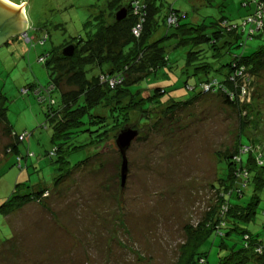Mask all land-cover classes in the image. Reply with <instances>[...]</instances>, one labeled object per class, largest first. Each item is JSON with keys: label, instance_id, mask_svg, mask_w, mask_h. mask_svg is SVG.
<instances>
[{"label": "rangeland", "instance_id": "1", "mask_svg": "<svg viewBox=\"0 0 264 264\" xmlns=\"http://www.w3.org/2000/svg\"><path fill=\"white\" fill-rule=\"evenodd\" d=\"M14 1H25L28 27L0 47V207L14 191L17 195L49 193L39 201L14 202L0 210V264H177L190 228L195 230L208 213L218 210L219 178L226 176L222 160L236 149V154L242 152L240 136L256 151L264 147V69L251 85H240L238 106L207 88L191 104H177L174 101L195 97L199 88L194 92L185 86L188 79L189 86H197L195 77L182 72L189 48L171 51L174 46L168 47L176 73L166 71L167 75L154 77L143 86L163 87L164 98L174 101L153 105L151 116L155 119L145 123L144 112L130 111L126 124L104 134L103 146L99 143L92 149L87 145L72 150L65 161L73 169L66 173L57 162L58 155L52 157V150L62 140L53 141V123L47 116L49 100L58 108L61 92L54 89L47 96L44 92L36 95L35 90L46 91L53 85L55 76L47 67V56L66 43L95 33V23L88 25L92 14L110 0ZM260 1L157 0V4L163 16L173 9L180 14L181 24L201 25L222 18L240 23L255 12ZM109 12L105 9L106 16ZM107 19L112 21L110 16ZM246 37L242 36L232 54L249 56L260 48L259 37ZM230 58L228 54L223 61ZM64 80L63 76L61 83ZM41 96L46 100L40 101ZM176 104L179 109L171 112ZM125 128H134L139 134L126 153L128 175L122 187L123 159L115 140ZM24 132L31 136L18 144L23 157L20 168L16 156L7 155L6 150L11 142L20 141L14 135ZM81 138L74 137L70 143L90 142V138ZM94 150L99 151L98 156ZM254 198L259 201L256 215L240 226L264 244V188H248L239 202L249 204ZM213 239L201 250L208 252L210 264H218L225 251L218 247L220 239L215 243ZM224 240L227 249L242 246L241 235Z\"/></svg>", "mask_w": 264, "mask_h": 264}, {"label": "trees", "instance_id": "2", "mask_svg": "<svg viewBox=\"0 0 264 264\" xmlns=\"http://www.w3.org/2000/svg\"><path fill=\"white\" fill-rule=\"evenodd\" d=\"M105 9L110 11L111 22L107 19L109 16L105 15ZM121 9L127 10V16L118 20L116 15ZM261 11L264 16V0L258 2L255 12H251L240 23L231 24L227 18H222L216 23L194 25L181 24L180 14L173 9L163 16L157 0L108 1L104 9L92 14V21L88 23L90 26L95 23V33L85 40L80 38L76 43H66L54 54L47 56L50 58L47 60V67L52 76H55L52 86L55 91L58 89L61 92L58 108H54V100H49L48 104L47 116L53 123V141L62 140L60 145L52 150V157L58 155L57 162L61 164V168L66 173L70 172L73 168L65 161L70 152L87 145H90L91 149L93 145L99 146V143L103 142L104 134L129 121L130 111L139 109L144 112V123L148 119H155V116H151L152 106L174 100L164 98L166 90L163 87L151 89L143 84H147L154 77L167 75L166 71L176 73V63L171 61L170 53L180 48H189L184 54L186 63L182 72L189 75L188 78L195 77L197 84L196 87L189 86L188 79L185 86L189 91L195 92L197 87L199 90L196 96L189 100L174 102L191 104V100L204 94L202 89L207 88L210 93H221L227 103L238 106L240 85H251L264 69V17L258 16ZM171 17L175 18L173 23L169 21ZM249 19L257 20L258 23H252ZM259 23H262L261 26ZM162 29L164 31L159 35ZM243 35H246L248 40L259 37L262 41L260 48L249 56L232 54L230 51L240 46ZM245 43L246 41L242 45ZM71 44L76 45L74 55L63 56V49ZM168 47L173 49L169 51ZM228 54L232 55V58L224 62ZM211 57L216 58V61L211 62ZM189 71L193 74L190 75ZM212 72H215L214 76L210 75ZM63 76L65 80L61 83ZM50 89L51 86L46 91L36 89L35 94L41 95L44 92L51 96L54 89ZM26 92L29 93V89H26ZM40 98L46 100L45 97ZM177 104L170 108L171 112L173 109H179ZM2 117L0 112V123ZM4 132L13 136L8 127H4ZM24 133L15 134L14 139L18 140ZM26 134L28 140L31 134ZM81 135L85 140L90 138V142L79 146L70 143L71 139ZM240 137L238 146L244 148L242 152L236 154V149L222 160L226 164V176L219 178L221 182L217 187L220 196L218 210L208 213L195 230L190 228L177 264H210L208 252L202 251L201 248L212 237L213 243L220 239L218 247L225 251V255L219 257L218 264H254V261L264 264L263 241L250 230L240 226L242 222H251L256 215L255 207L259 201L254 198L255 201H250L249 204L239 202L248 188H253V191L264 188V147L256 151L251 148V144H244L242 136ZM248 140L250 141L249 138ZM19 143L22 142H11L6 152L7 155L14 154L16 162L22 168L23 157L20 155ZM64 145L67 147L63 148ZM93 152L94 155H99V151ZM60 153L66 155L60 157ZM28 156L30 153L25 156L27 166ZM48 193L49 191L45 190L42 193L38 191L17 195V191H14L11 199L2 205L0 210L5 211L14 202L20 204L39 201ZM233 234L242 236V246L236 249L233 245L227 249L229 246L225 244L224 238Z\"/></svg>", "mask_w": 264, "mask_h": 264}, {"label": "water", "instance_id": "3", "mask_svg": "<svg viewBox=\"0 0 264 264\" xmlns=\"http://www.w3.org/2000/svg\"><path fill=\"white\" fill-rule=\"evenodd\" d=\"M127 16V10L121 9L116 18L121 20ZM28 26L27 18L22 11L12 6L7 0H0V47L7 41L19 34H24ZM76 45L71 44L66 46L62 54L63 56L71 57L74 55ZM139 132L132 128L123 129L116 138V145L122 155L121 182L124 186L128 174V160L126 153L130 148L133 140L138 137Z\"/></svg>", "mask_w": 264, "mask_h": 264}, {"label": "built area", "instance_id": "4", "mask_svg": "<svg viewBox=\"0 0 264 264\" xmlns=\"http://www.w3.org/2000/svg\"><path fill=\"white\" fill-rule=\"evenodd\" d=\"M258 16H259V17H262V18L264 17L262 11H261L260 13H258ZM174 20H175V18H174V17H171L169 21H170V23H173ZM249 21L252 22V23H256V24L258 23L257 20H253V19H249ZM261 24H262V23H259L258 25L261 26ZM51 88L54 89L53 86H51ZM52 89H50V90H52ZM43 100H44V99H41V98H40V101H43ZM27 136H28V135H27L26 133H24L23 135H21V136L19 137L20 141H23V139H24L25 137L28 138ZM52 155H53V153H52Z\"/></svg>", "mask_w": 264, "mask_h": 264}, {"label": "crops", "instance_id": "5", "mask_svg": "<svg viewBox=\"0 0 264 264\" xmlns=\"http://www.w3.org/2000/svg\"><path fill=\"white\" fill-rule=\"evenodd\" d=\"M12 6H14V7H16V8H18V9H22V11L24 12V14H25V5H24V3H25V1H22V2H15L14 0H7ZM25 16H26V14H25ZM28 27V26H27ZM27 29V28H26ZM8 43V42H7ZM27 162H29V161H27Z\"/></svg>", "mask_w": 264, "mask_h": 264}, {"label": "bare ground", "instance_id": "6", "mask_svg": "<svg viewBox=\"0 0 264 264\" xmlns=\"http://www.w3.org/2000/svg\"><path fill=\"white\" fill-rule=\"evenodd\" d=\"M9 40H10V39H9ZM9 40H8V41H9ZM8 41H7V42H8Z\"/></svg>", "mask_w": 264, "mask_h": 264}]
</instances>
